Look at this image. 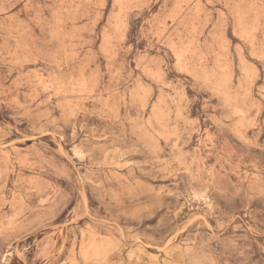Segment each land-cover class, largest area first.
<instances>
[{
	"label": "rangeland",
	"instance_id": "374dc122",
	"mask_svg": "<svg viewBox=\"0 0 264 264\" xmlns=\"http://www.w3.org/2000/svg\"><path fill=\"white\" fill-rule=\"evenodd\" d=\"M0 264H264V0H0Z\"/></svg>",
	"mask_w": 264,
	"mask_h": 264
}]
</instances>
